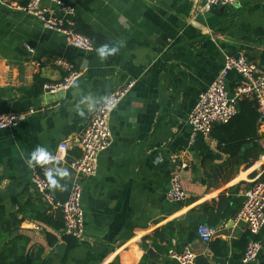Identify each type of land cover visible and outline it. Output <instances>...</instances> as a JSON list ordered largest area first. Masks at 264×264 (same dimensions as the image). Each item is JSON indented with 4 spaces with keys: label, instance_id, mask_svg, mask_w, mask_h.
<instances>
[{
    "label": "crops",
    "instance_id": "0c3cea01",
    "mask_svg": "<svg viewBox=\"0 0 264 264\" xmlns=\"http://www.w3.org/2000/svg\"><path fill=\"white\" fill-rule=\"evenodd\" d=\"M67 1L76 8L80 29L95 42L94 50L69 44L64 34L20 10L26 0H0V113L25 114L18 126L0 131V206L9 215L18 213L20 204L29 213L42 204L57 210L33 185L35 168L44 176L53 168L67 173L55 177L57 198L65 199L73 179L71 161L81 154L79 133L102 98L136 80L111 115L113 140L99 155L96 175L84 179L85 233L80 244L69 251L62 240L49 245L46 231L51 229L29 214L20 233L31 238V252L43 250L41 264H139L148 249L162 262L164 255L155 244L168 241L183 243V250L188 247L211 264H242L232 250L225 259L215 257L197 226H215V238L230 244L248 231L244 220L222 214L227 197H242V188L264 178L263 118L262 137L245 145L241 155L251 153L233 165L212 136L214 127L209 135L192 139L189 117L227 55L244 52L264 71V0H242L222 10H204L205 0ZM42 4L56 9L48 0ZM104 46L109 52L102 59L98 50ZM112 47L118 50L111 52ZM58 59L81 71L74 84L29 95L36 75L46 82L67 75ZM244 82L232 70L226 80L229 95ZM89 96L97 104L91 111L83 103ZM63 140L69 147L61 156ZM39 146L51 160L29 167L25 161ZM173 153L187 163L183 183L188 197L178 203L167 195L177 165ZM258 237L264 252V227Z\"/></svg>",
    "mask_w": 264,
    "mask_h": 264
},
{
    "label": "built area",
    "instance_id": "2783aa9c",
    "mask_svg": "<svg viewBox=\"0 0 264 264\" xmlns=\"http://www.w3.org/2000/svg\"><path fill=\"white\" fill-rule=\"evenodd\" d=\"M46 0H28L25 5L18 8L35 16L44 27L58 31L65 35L69 44L90 51L96 48L95 42L78 31L76 28V8L67 0H48L56 5V9L43 5ZM242 0H205L203 9L210 10L218 6L238 5ZM26 48L33 52L34 49L26 44ZM58 64L63 66L67 75L56 82L44 83L43 91L55 93L61 89L71 87L81 71L69 61L58 59ZM39 64L38 62H34ZM237 71L245 82L239 85L233 96L229 95L226 87L228 74ZM136 80H131L119 85L107 98L110 103L103 101L92 113L88 123L78 135L81 154L71 161L73 179L70 190L65 199L55 197L49 191V180L35 168L32 183L46 202L53 209H60L63 213L64 232L80 241L85 233V212L82 204L84 192V179L94 176L99 165V155L107 149L113 140L110 119L113 111L125 96L135 86ZM243 97H254L258 102L261 117H264V71L251 61L244 52L236 55H227L224 65L210 87L199 96V100L190 114L189 123L192 128V139L198 134L209 135L216 124L226 123L239 111L238 102ZM25 118L24 113L9 111L0 113V131L5 128L15 127ZM68 140H63L58 146L59 154L64 156L68 150ZM171 159L176 162V168L171 176V185L168 198L174 202H182L188 197V192L183 183V170L187 167L185 160L179 161V154L173 153ZM182 158V157H181ZM244 198L243 205L236 215L247 223L248 231L257 237L251 239L246 251L241 258L242 264H255L259 262L263 245L258 238L264 227V178H257L239 191ZM198 236L209 243L218 234L215 226L200 223L197 226ZM171 257L179 264H196L197 255L186 247L182 252H174ZM229 264V263H227Z\"/></svg>",
    "mask_w": 264,
    "mask_h": 264
},
{
    "label": "trees",
    "instance_id": "16d2710c",
    "mask_svg": "<svg viewBox=\"0 0 264 264\" xmlns=\"http://www.w3.org/2000/svg\"><path fill=\"white\" fill-rule=\"evenodd\" d=\"M27 2L28 0H26L24 4ZM76 28L83 34H87L85 30L80 29L77 20ZM44 83H46L45 79L36 75L33 87L28 91V94L38 95L41 93ZM238 107L239 111L233 118L226 123L216 124L212 131V136L218 140L219 149L231 159L233 165L242 163L251 153V150H249L244 156L241 155L245 145L262 137L259 134L261 114L256 98L243 97L238 102ZM252 150L255 149L253 148ZM45 177L50 182V177L48 175ZM55 179L58 182L57 178ZM56 188L57 187H51L49 185V191L55 197H58L55 191ZM222 197H224V195H222ZM243 201L244 198L241 196L227 197V208L222 214L224 218H235L243 205ZM16 203H18V200ZM36 209L35 212L29 213L25 205L20 204V206H18V213L22 215L20 217L18 213L7 214L5 207L0 206V264H41L43 250L40 249L36 253L31 252V246L29 245L31 238L19 231L22 222L28 214L34 221L51 229V231H46L49 245H55L59 240H62L66 243V250L69 251L80 244L79 239L67 235L64 232L65 221L60 209L52 210L51 208H46L44 204ZM253 237L257 238L253 236L250 231H247L240 239L233 240L232 244L220 237L213 239L209 244L215 257L225 259L232 250L234 257L241 261L248 243ZM183 247V243L173 245L171 241H168V244L165 246L155 244V248L164 255L163 261L154 260L150 254L145 253L139 264H179L171 257V254L174 252H182ZM197 262H201V264H211L209 260L203 256L197 257L196 264ZM109 264L120 263L111 262ZM257 264H264V252H262Z\"/></svg>",
    "mask_w": 264,
    "mask_h": 264
},
{
    "label": "clouds",
    "instance_id": "9594fccd",
    "mask_svg": "<svg viewBox=\"0 0 264 264\" xmlns=\"http://www.w3.org/2000/svg\"><path fill=\"white\" fill-rule=\"evenodd\" d=\"M117 50H118V47H112L110 49L111 52H115ZM108 52H109V49L107 48V46H104L98 50V54L101 56L102 59L105 58V56L108 54ZM102 101L104 103H110L111 102L109 100V98H107V97L102 98ZM83 103L86 104L87 108L90 111L93 110L97 106V104L93 101L91 96H89L88 99L86 101H84ZM77 107H79V105ZM81 114H83V113H81ZM50 160H51V156H50L48 150L44 146H39L32 151V153L30 154V157L28 159H26L25 162L29 167H32L34 164H41L42 165L45 162H49ZM64 175H67V173L64 172L62 169H59V168L50 169L48 172V176L50 177V186L51 187H59V184L56 181L55 177L64 176Z\"/></svg>",
    "mask_w": 264,
    "mask_h": 264
},
{
    "label": "water",
    "instance_id": "95a60500",
    "mask_svg": "<svg viewBox=\"0 0 264 264\" xmlns=\"http://www.w3.org/2000/svg\"><path fill=\"white\" fill-rule=\"evenodd\" d=\"M218 8H221V10H222V6H219ZM263 121H264V117H263V119H262ZM262 145L264 146V138L262 139ZM147 253L148 254H150V256L153 258V259H159V256H157V254L155 253V251L153 250V249H148L147 250Z\"/></svg>",
    "mask_w": 264,
    "mask_h": 264
}]
</instances>
